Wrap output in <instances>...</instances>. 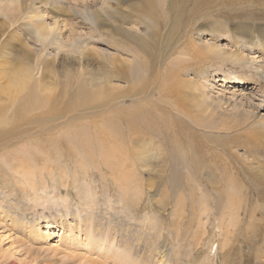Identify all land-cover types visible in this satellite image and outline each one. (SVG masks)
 Returning <instances> with one entry per match:
<instances>
[{"label":"rangeland","instance_id":"rangeland-1","mask_svg":"<svg viewBox=\"0 0 264 264\" xmlns=\"http://www.w3.org/2000/svg\"><path fill=\"white\" fill-rule=\"evenodd\" d=\"M52 1L44 14L53 20H64L69 25L66 28H73L65 37L78 38L86 33L94 36L85 42L82 38L75 49L69 44L61 50L53 45L49 49L51 56L40 65L46 87L43 91L46 123L42 136L46 155L66 156L58 160L59 163L50 158L51 161L31 165L44 173L33 174L36 189L26 187L25 181L18 183L15 178L20 176L14 174L0 182V197H7L6 204L12 206V215L16 218L13 223L7 219L0 222V264H264V67L257 62L258 69L252 70L234 58H220L223 53H211L203 62H192L191 74L163 82L165 88L178 83L181 94L188 98L178 97L186 110L198 105L207 110L202 97L205 92L222 96L225 102V112L214 119L212 129L191 125L187 134L184 133V138L194 139L190 141L192 150L205 166L196 171V176L192 174L198 183L194 189H179L171 182L173 155H167V149H158L154 134L145 132L142 138L134 137V143L142 145L140 149L148 155H122L123 147L119 142L122 125L111 116L115 109H121L129 101L120 98L117 105L105 106L109 96L121 97L126 91L127 86L119 78L109 81L120 72L118 68L124 57L117 54V64H112L106 54L113 49L82 11L89 7L100 20L110 24L107 13L116 15L118 4L112 0H76L67 7L58 0ZM211 9L212 15L224 17L226 21L212 18L205 21L203 27L208 30L211 26L209 30L224 35L221 29L228 30L232 36H224L218 42L226 51H236L239 38L247 45L256 39L263 40L264 44V0H225L224 4L221 1L211 5ZM26 22L31 24L30 20ZM4 23L8 22L1 12L0 24ZM215 23L219 25L216 29L212 26ZM35 28V25H21L14 31L4 25V35L0 36V67L5 66L0 71H5L6 75H0V85L6 86L13 69L36 64L35 47L31 48L38 43ZM206 38L212 41L211 35ZM28 48L30 56H24ZM262 56L264 58V54ZM228 74L255 78L257 84L244 88L246 94L252 95L251 101L248 99V103L245 101L243 106L235 107L238 101L230 93L219 92ZM184 78H189V83L182 82ZM79 80L86 81L92 93L81 107L78 105L82 103L74 94ZM115 82L118 84L113 85ZM100 89L102 95L97 98ZM163 95V92L151 91L143 102L148 104V99L149 107L154 104L168 110L166 113L163 110L162 116L170 118L169 115L174 114L175 120L187 123L184 114L176 116L169 111L171 107L161 101ZM174 97L170 103H175ZM103 109L106 110L104 117L93 118ZM194 113L195 119L209 121L206 118H211ZM37 114L38 111L31 113L32 116ZM33 119L28 129L35 139L38 128ZM95 130L102 137L106 131L114 132L102 141L101 136L96 137ZM21 143L6 150L0 147V157L5 151L16 155L17 151L28 147V143ZM104 155H110L112 162L106 163ZM227 174L232 175L229 177L234 184H226ZM8 184L10 187H6ZM81 210L94 219L88 228L87 223L77 220L78 228L73 230L70 222ZM52 218L65 220V228L53 229L50 239L42 240L44 235L27 233V225L35 224L39 228Z\"/></svg>","mask_w":264,"mask_h":264},{"label":"bare ground","instance_id":"bare-ground-1","mask_svg":"<svg viewBox=\"0 0 264 264\" xmlns=\"http://www.w3.org/2000/svg\"><path fill=\"white\" fill-rule=\"evenodd\" d=\"M50 1L52 0H0V13L3 12V16L8 22L0 24V36L4 35V25H7L10 28L9 30L12 29L14 31L21 25H35L36 27L35 42L37 41L38 43L32 46L30 45L31 48L35 47L34 49L36 53L34 56L36 64L34 63L33 65L31 64V66L27 65L26 67L23 66L24 68L21 66L20 68L17 67L16 69H13V71L9 73L11 78L6 84V88L2 84L0 85V89H2L0 90V130H2L0 132V147L6 150L10 147L19 145L17 143H20V145L22 144L21 142L28 143V147L23 151H17L18 153H16V155H11L6 151L4 152V155H1L0 182H3L11 177V174H14L13 176L19 175L20 178H15V180H17L18 183L25 181L26 187H30L31 189H36L37 187V182L33 179L35 175L34 173H40V175L44 174L41 168L35 170L31 165L47 162L50 158L52 161L59 163L58 160L63 159L66 156L46 155L47 152L42 138L45 133L46 123L43 111L46 106L43 91H45L46 87L42 82L43 79L41 76L40 65L43 64V60H46L49 56H51L52 51L49 49L53 45H56L61 50L64 46H68L69 44L73 49H75L79 47V43L82 38H84L82 39V42H85V39H90L94 36L91 35L92 33L89 35L86 33V36L78 35V38L73 36V38L70 39L68 35L65 37L64 34L67 32L72 33L73 28L72 30L66 28L69 25H67L66 22L64 23V20H56L59 18L53 20V17L47 18L45 16L44 13H46L47 5ZM66 1L67 0H58V2L67 7L76 0ZM112 1L118 4L119 7H116V15L107 13L110 18V24H108L105 20H100V16L96 12L89 9V7H85L82 12L85 15L86 20L92 25L95 31L99 33V36H101V38L104 37L103 40L108 43V47L113 49L112 52L109 50V53L106 54L112 64H117V58L115 57L117 54L124 57L121 67L119 66L118 68L121 69L120 72L112 75L109 78V81L112 82L114 77L119 78L122 83L124 82V86H127L126 91L121 93V97L109 96L107 102L105 103V106L110 108L117 105L120 98L129 101L128 104L122 105L121 109H115L111 116L116 123L122 125L121 131H119L122 135L119 141L123 147L122 155H148L145 150L143 151L140 149L142 145L139 143L136 145V143H134V137L137 136L142 138L143 133H152L158 139V149H167V155H173V163L170 171L172 172L171 182L174 187H179V189L183 187L194 189L198 183L195 181L196 177L194 178L193 176H196L198 174L196 171L199 168L202 170L205 164L198 158L196 151L192 150L193 146L190 144V137L186 136L185 139L183 135L184 133L187 134L186 131L191 125L195 128L199 126L201 129H212L214 126V119L217 118L218 115H222L225 112V102H223L224 99L222 96H213L209 92H205V95L203 94L204 96L202 97L203 101L207 105V110H204V106L202 105V107H199L200 105H195V109L191 108L192 110H186L183 105L179 103L178 97L180 99L184 98L185 100L188 98L181 94L178 83L174 82L171 84L170 88H165L163 82L170 78L176 79L178 76H182L183 74H191V70L194 68L192 62H203L204 60L210 58L209 56L212 55L211 53H223V55H219L220 58H234V60L241 63V65L253 68L252 70H256L258 63L261 67H264V58L262 56V54H264L263 40H261V42L259 39H256V42L254 41L253 44L256 43L257 45H247L246 41L239 38L238 46H236L237 50L231 52L226 51L220 46V44H218L220 38L224 36L231 37L232 35L227 32V29L226 31L221 29V31L225 32L226 35L209 30L212 28L211 26L210 28L208 27V30H205L203 23L212 18L218 21H226L224 17H217L218 15L214 16L210 13L212 10L211 5L220 3L221 1L222 4H224L225 0ZM122 6H124V8H128L122 9ZM26 20H30L31 24H28ZM43 22L44 24L41 26V23ZM212 26H214V29L219 27L217 23L212 24ZM106 27H110L108 31L105 30ZM143 30H145L144 33ZM204 31L206 34L203 33ZM205 35H211L210 39L212 41L209 42V39H207V36ZM65 38H67V40ZM100 40L102 39H97V41ZM37 46L40 47L37 48ZM29 48L24 51V56H30L31 50ZM260 57L262 60L259 59ZM26 64H28V62ZM161 64L162 66H160ZM249 64H251V66ZM4 66L5 65L3 64L0 68L2 69ZM4 73L6 72L0 71V75ZM191 80L193 79L191 78ZM181 81L189 83L190 80L189 78H184V80ZM257 81L259 80L257 79ZM222 82V88L219 92L225 94L230 93L232 97L238 101L236 102L238 104H235V107H238V105L243 106L245 101L248 103V99L251 101L252 95L248 93L246 94L244 88L257 84L255 78H250L249 76H245V74H228L224 77ZM116 84H118V82L113 83V85ZM168 84L170 83L168 82ZM100 88L102 89V87ZM150 88H152V90L149 91ZM49 89L51 90V88ZM101 89L98 92L99 95H96L97 98L102 95ZM151 91H153L154 94L163 92L164 95L162 96L161 101L167 103V106L169 105L172 109L169 111L174 112L176 116H179L180 113L184 114L188 118L187 123L178 119L175 120L174 114L169 115L170 118L162 116L161 113L163 110L165 113L168 110L163 109L160 105H154L153 103V106L149 107L150 100L148 99L146 102L149 103L144 104V96H147L149 92L151 93ZM74 94L75 99L78 98L79 103H82L78 105L81 107L84 101L89 98L92 93L87 87L86 81L79 80L77 83V90ZM172 97L175 98V103H170V99ZM35 111H38V114L36 116H32L31 113ZM104 111L106 110L103 109L99 112V114H94L93 118H98V116L104 117ZM194 112L201 115L205 114L207 117L211 118L208 119L204 117L209 121L195 119L196 114ZM48 113L49 112H47V114ZM33 118H35L37 123L36 127L38 128L35 139H33L31 135L33 133H30L31 130L29 131L28 129V126L34 122ZM109 126L112 127L111 122L109 123ZM106 127L108 128L107 123ZM97 131L95 132V135L99 138L101 134ZM113 132L114 130L106 131L104 133L105 137H102V135L101 140L104 141V139L110 138ZM190 132H192V130ZM80 133L85 132L80 131ZM193 134L195 136V133ZM186 144L188 146H186ZM103 157L106 163L112 162L110 155H104ZM225 163L227 162L225 161ZM230 175L227 174L228 177L225 175L227 179L223 177L225 178L224 181L226 180V184L228 185L230 183L234 184L235 182L234 180H230ZM183 178L184 180H182ZM6 187H10V185L8 184ZM231 194L230 196H232ZM5 197L6 196L3 198L0 197V222L7 219L11 221L10 223H13L16 218L12 215V206L6 204ZM230 198L231 197H228V199ZM74 219L76 224L74 223ZM93 219L94 217L90 218L89 215H86L84 211L81 210L79 214L73 216L72 223L70 222L71 225H69V227L72 226L73 230H76V228H78L76 226L78 224L77 220L78 222L81 220L85 224L87 223V226L85 225V227L88 228ZM64 222L65 220L63 219L58 220L56 218H52L51 220L40 224L39 228L35 227V224L27 225L25 228H27L28 234H33L35 236L44 235L45 237H43L42 240H48L52 237L51 235H53V229L65 228ZM44 233H46L47 236Z\"/></svg>","mask_w":264,"mask_h":264}]
</instances>
